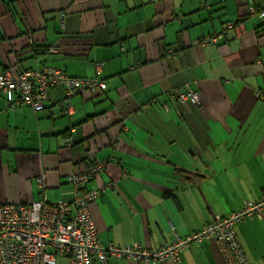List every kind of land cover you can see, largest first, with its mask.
<instances>
[{
	"label": "crops",
	"instance_id": "obj_1",
	"mask_svg": "<svg viewBox=\"0 0 264 264\" xmlns=\"http://www.w3.org/2000/svg\"><path fill=\"white\" fill-rule=\"evenodd\" d=\"M221 30L216 44L190 42ZM15 63L106 89L76 94L70 117L62 86L38 110L8 112L0 95V204L40 199L41 173L48 201L68 199L67 176L94 155L106 166L90 185L108 187L89 205L99 243L153 250L264 196V21L246 0H0V71ZM185 86L198 104L168 97ZM234 230L246 264H264V213ZM180 264L227 263L207 239Z\"/></svg>",
	"mask_w": 264,
	"mask_h": 264
},
{
	"label": "built area",
	"instance_id": "obj_2",
	"mask_svg": "<svg viewBox=\"0 0 264 264\" xmlns=\"http://www.w3.org/2000/svg\"><path fill=\"white\" fill-rule=\"evenodd\" d=\"M248 15L264 19V0H246ZM228 27H231L229 24ZM223 34H210L192 40L193 45L207 46L215 43ZM61 84L65 88L64 113L75 109L71 97L84 90L104 89L103 81L95 78H78L67 75L62 69L41 67L23 68L18 64L0 72V94L4 97L6 111H14L22 105L37 110L42 108L49 87ZM174 100H190L199 103L196 89L185 86L169 92ZM155 100V99H153ZM165 109L166 106L164 105ZM71 144V143H69ZM94 162L84 171L68 177V199L48 201L44 194L47 184L44 173L35 178L41 198L31 202L0 204V264H55L57 256L68 255V264H94L96 257L104 263L111 255H125L136 264L170 261L179 264V251L189 243L212 239L227 264H246V257L237 240L234 225L245 217H261L264 213V197L257 202L245 201L242 208L224 218L215 216L196 232L181 236L175 234L170 243L149 250L138 244L116 247L99 243L94 224L91 223L89 204L107 190V186H91L90 183L104 171L106 163L94 155Z\"/></svg>",
	"mask_w": 264,
	"mask_h": 264
},
{
	"label": "trees",
	"instance_id": "obj_3",
	"mask_svg": "<svg viewBox=\"0 0 264 264\" xmlns=\"http://www.w3.org/2000/svg\"><path fill=\"white\" fill-rule=\"evenodd\" d=\"M249 16H251V15H249ZM261 20H263L264 21V19H261ZM231 25V27H228V25ZM233 27V24H231V23H227L226 24V27H225V30H226V28H232ZM225 30H221V31H217V32H215L216 34H223V38L225 37ZM211 34H213V33H211ZM210 35V34H209ZM205 36H207V35H204V36H199V37H196V38H193L192 40H194V39H200V38H203V37H205ZM192 40L190 41L191 42V44H192ZM218 42V40L215 42V44ZM193 45V44H192ZM193 46H199V45H193ZM119 47H120V49L121 50H123L124 49V46H123V42H119ZM199 47H202V46H199ZM16 64H18L20 67H23V66H21V64H19V63H16ZM101 65V63H98L97 64V67L98 66H100ZM45 66H48V65H40L39 67H37V68H31V69H39V68H41V67H45ZM49 67H54V66H49ZM23 68H25V67H23ZM55 68H59V67H55ZM60 69H62L66 74H67V72L65 71V69L64 68H60ZM67 75H69V74H67ZM69 76H71V77H77V76H72V75H69ZM78 78H95V79H98L99 81H103L104 83H105V81L103 80V79H101V78H96V77H78ZM105 85H106V83H105ZM57 86H62L63 87V89H64V98H63V100H62V102H61V105H62V112H63V114L65 115V116H71L72 114H67V113H64V101H65V99H66V92H65V88H64V86L63 85H61V84H57L56 86H53V87H49V88H55V87H57ZM49 88H47V90L49 89ZM106 89V87L104 88V89H100V88H96V89H94V90H84V91H81V92H85V91H89V92H93V91H95V90H98V91H103V90H105ZM179 89H183V88H179ZM47 90H46V92H47ZM81 92H77V93H75L72 97H71V99H70V102H71V104L72 105H74L73 103H72V98H74V96L76 95V94H78V93H81ZM1 95V94H0ZM2 96V95H1ZM46 96H47V94H46ZM3 97V96H2ZM168 97L169 98H171V99H173L172 98V96H171V94L170 93H168ZM3 99H4V97H3ZM47 99V98H46ZM45 99V100H46ZM45 100H44V102H45ZM4 102H5V100H4ZM44 102H43V105H44ZM185 102V101H184ZM43 107V106H42ZM74 107V109L76 110V107H75V105L73 106ZM41 109V108H40ZM76 125V124H75ZM71 127H72V123L69 125V127L67 128V130H66V132L67 131H71ZM65 132V133H66ZM65 142H66V145L67 144H69V143H71L72 142V140H71V138L69 137V136H67L66 138H65ZM72 144H73V142H72ZM89 156L90 155H86L85 157H84V162L86 163V167H85V169L86 168H88L93 162H94V160L93 159H89ZM84 169V170H85ZM84 170H81V171H84ZM180 172L182 171V170H179ZM78 172H80V171H78ZM68 177H69V175L67 176V183H68V186H69V189H72L71 188V185L69 184V179H68ZM262 197H264V196H262ZM262 197H260V198H262ZM260 198H258V199H256V200H243L242 202H241V206H240V208L238 209V210H236V211H233V212H237V211H239L241 208H242V206H243V204H244V202L245 201H250V202H257L258 200H260ZM233 212H231V213H233ZM231 213H229V214H227V215H223V216H218V217H221V218H224V217H226V216H229ZM214 218V217H213ZM213 218H209L206 222H208V221H210L211 219H213ZM245 218H250V217H245ZM245 218H243L241 221H243ZM251 218H257V217H251ZM240 221V222H241ZM205 222V223H206ZM240 222H238V223H240ZM205 223L203 224V226L205 225ZM238 223H236V224H238ZM235 224V225H236ZM235 225H234V228H235ZM202 226V227H203ZM202 227H200L199 229H196V230H194V231H192V232H189V233H187V234H184V235H181V236H185V235H188V234H191V233H193V232H196L197 230H200ZM175 234H177V233H174V236H173V238L171 239V240H169V241H164V242H162L160 245H159V247L162 245V244H165V243H170V242H172V240H174L175 239ZM205 240H207V239H205ZM212 240V239H211ZM204 241V240H203ZM202 241V242H203ZM202 242H200V243H189L188 245H186L182 250H180L179 251V257H180V262H179V264L181 263V254H182V252H184L188 247H190V246H192V245H194V246H199ZM109 244H111V245H114V246H116V247H123V246H126V245H123V246H117V245H115V244H113V243H109ZM109 244H107V245H109ZM107 245H105V246H107ZM130 245V244H129ZM131 245H134V244H131ZM241 246V245H240ZM142 247V246H141ZM158 247V248H159ZM142 248H145V249H149V250H152V249H150V248H146V247H142ZM241 249H242V247H241ZM242 251H243V249H242ZM244 253V252H243ZM58 257H66V259H67V262H66V264H68V255L67 254H62V255H59V256H57V258ZM110 257H114V258H117V259H121V258H124V259H127L128 261H130V262H132L133 264H136V262H134L131 258H128L127 256H125V255H119V256H115V255H111ZM57 260V259H56ZM161 262H169L170 264H172L170 261H156V262H153V263H149V264H158V263H161ZM102 263V262H101ZM56 264V263H55Z\"/></svg>",
	"mask_w": 264,
	"mask_h": 264
},
{
	"label": "rangeland",
	"instance_id": "obj_4",
	"mask_svg": "<svg viewBox=\"0 0 264 264\" xmlns=\"http://www.w3.org/2000/svg\"><path fill=\"white\" fill-rule=\"evenodd\" d=\"M15 64H16V63H15ZM15 64H14V65H15ZM12 66H13V65H12ZM12 66H11V67H12ZM11 67H6V68H11ZM6 68H3L2 70L6 69ZM2 70H1V71H2ZM1 71H0V72H1ZM163 106H164V105H163ZM166 107H167V106H166ZM164 108H165V107H164ZM34 110H35V109H34ZM37 110H38V109H37ZM100 161H101V160H100ZM102 162H103V161H102ZM55 200H56V199H55ZM55 200H50V201H55ZM89 205H90V204H89ZM89 212H90V211H89ZM90 215H91V214H90ZM90 218H91V223H92V225H93L92 217L90 216ZM94 227H95V226H94ZM95 230H96V229H95ZM95 232H96V231H95ZM139 246H140V245H139Z\"/></svg>",
	"mask_w": 264,
	"mask_h": 264
},
{
	"label": "bare ground",
	"instance_id": "obj_5",
	"mask_svg": "<svg viewBox=\"0 0 264 264\" xmlns=\"http://www.w3.org/2000/svg\"><path fill=\"white\" fill-rule=\"evenodd\" d=\"M200 93V92H199ZM164 107V106H163ZM18 203H21V204H25L26 202H18Z\"/></svg>",
	"mask_w": 264,
	"mask_h": 264
}]
</instances>
